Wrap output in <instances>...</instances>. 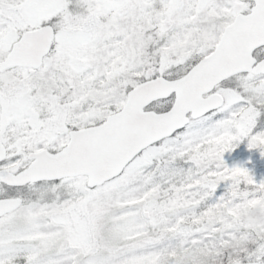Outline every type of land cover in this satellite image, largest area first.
<instances>
[{
	"label": "snow or ice",
	"instance_id": "6c2138e0",
	"mask_svg": "<svg viewBox=\"0 0 264 264\" xmlns=\"http://www.w3.org/2000/svg\"><path fill=\"white\" fill-rule=\"evenodd\" d=\"M242 140L264 0H0V264H264Z\"/></svg>",
	"mask_w": 264,
	"mask_h": 264
},
{
	"label": "rangeland",
	"instance_id": "374dc122",
	"mask_svg": "<svg viewBox=\"0 0 264 264\" xmlns=\"http://www.w3.org/2000/svg\"><path fill=\"white\" fill-rule=\"evenodd\" d=\"M223 159L228 167L243 166L249 169L250 174L257 183L264 180V157L260 155V150L249 149L247 147V141L243 145L237 143L232 151L224 154ZM178 166L184 170H187L190 167L189 164L185 163H180ZM218 191H223V185ZM257 207L264 209V204L259 200L248 201L243 209L235 211L233 214L239 219L242 212Z\"/></svg>",
	"mask_w": 264,
	"mask_h": 264
},
{
	"label": "clouds",
	"instance_id": "9594fccd",
	"mask_svg": "<svg viewBox=\"0 0 264 264\" xmlns=\"http://www.w3.org/2000/svg\"><path fill=\"white\" fill-rule=\"evenodd\" d=\"M239 219L245 223L264 221V209H261L259 207L247 209L246 211L241 213Z\"/></svg>",
	"mask_w": 264,
	"mask_h": 264
},
{
	"label": "trees",
	"instance_id": "16d2710c",
	"mask_svg": "<svg viewBox=\"0 0 264 264\" xmlns=\"http://www.w3.org/2000/svg\"><path fill=\"white\" fill-rule=\"evenodd\" d=\"M239 143H240V144H241V143H244V141L242 140V141H241V142H239Z\"/></svg>",
	"mask_w": 264,
	"mask_h": 264
}]
</instances>
